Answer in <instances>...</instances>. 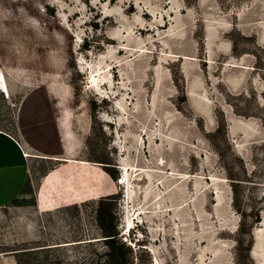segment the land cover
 <instances>
[{"label":"rangeland","instance_id":"1","mask_svg":"<svg viewBox=\"0 0 264 264\" xmlns=\"http://www.w3.org/2000/svg\"><path fill=\"white\" fill-rule=\"evenodd\" d=\"M0 72V129L71 150L0 208V264H264V0H0Z\"/></svg>","mask_w":264,"mask_h":264},{"label":"crops","instance_id":"2","mask_svg":"<svg viewBox=\"0 0 264 264\" xmlns=\"http://www.w3.org/2000/svg\"><path fill=\"white\" fill-rule=\"evenodd\" d=\"M0 94L6 93L0 89ZM61 146L62 151L58 156L51 157L35 154L30 147L22 144L20 139L0 129V208L10 205L26 190L29 183V169L32 160L58 161L62 164L63 161L68 159V154L71 150L65 143V138ZM40 186L42 188L43 182ZM40 204L45 205L48 203L40 201L37 204L38 210V205Z\"/></svg>","mask_w":264,"mask_h":264},{"label":"trees","instance_id":"3","mask_svg":"<svg viewBox=\"0 0 264 264\" xmlns=\"http://www.w3.org/2000/svg\"><path fill=\"white\" fill-rule=\"evenodd\" d=\"M100 207L98 208V211L96 213L97 224H98V227H99L101 233L103 235L106 234V236H104L106 238H105V240H103L105 245H107L108 247H110L114 250L116 248L115 245L118 243L116 241L117 232H115L113 227L110 225V221L114 217H113L112 213H110L109 211L105 212ZM107 219H108V221H107ZM118 246L123 247V244L120 243ZM108 257L112 260L110 264H118L116 262V259H114L115 255H114L113 251L108 253Z\"/></svg>","mask_w":264,"mask_h":264},{"label":"bare ground","instance_id":"4","mask_svg":"<svg viewBox=\"0 0 264 264\" xmlns=\"http://www.w3.org/2000/svg\"><path fill=\"white\" fill-rule=\"evenodd\" d=\"M0 89L1 91L9 95L7 84H6V81H5V78L2 72H0Z\"/></svg>","mask_w":264,"mask_h":264}]
</instances>
